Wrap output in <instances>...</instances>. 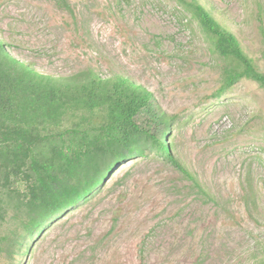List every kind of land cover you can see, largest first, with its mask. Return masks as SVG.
I'll return each instance as SVG.
<instances>
[{
	"label": "rangeland",
	"instance_id": "rangeland-1",
	"mask_svg": "<svg viewBox=\"0 0 264 264\" xmlns=\"http://www.w3.org/2000/svg\"><path fill=\"white\" fill-rule=\"evenodd\" d=\"M197 1L264 73V0ZM68 5L0 0V40L40 73L91 68L150 91L164 121L144 111L137 122L165 133L201 189L152 152L125 161L31 238L17 263L264 264V90L242 78L219 92L230 60L177 0ZM15 227L9 218L2 231Z\"/></svg>",
	"mask_w": 264,
	"mask_h": 264
},
{
	"label": "trees",
	"instance_id": "trees-1",
	"mask_svg": "<svg viewBox=\"0 0 264 264\" xmlns=\"http://www.w3.org/2000/svg\"><path fill=\"white\" fill-rule=\"evenodd\" d=\"M53 1L69 9L68 0ZM177 2L213 51L230 60L219 92L242 78L264 90V73L235 35L197 0ZM144 111L164 121L151 92L127 77H101L91 68L43 74L0 40V258L19 264L29 240L54 218L88 199L116 166L147 153L161 156L201 189L171 152L165 133L139 125L136 117ZM9 218L16 227L3 233Z\"/></svg>",
	"mask_w": 264,
	"mask_h": 264
}]
</instances>
